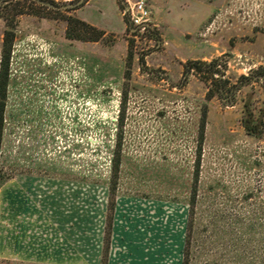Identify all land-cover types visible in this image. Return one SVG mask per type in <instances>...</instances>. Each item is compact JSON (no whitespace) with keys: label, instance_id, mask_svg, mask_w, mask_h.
Instances as JSON below:
<instances>
[{"label":"rangeland","instance_id":"rangeland-1","mask_svg":"<svg viewBox=\"0 0 264 264\" xmlns=\"http://www.w3.org/2000/svg\"><path fill=\"white\" fill-rule=\"evenodd\" d=\"M132 1L88 0L60 9L105 30L99 42L72 44L61 19L17 18L13 44L43 39L79 59L77 66L84 68L79 61L85 58L91 125L71 136L43 123L27 129L22 112L9 118L5 110L0 264H264V136L248 135L241 124L248 92L264 108V85L243 86L226 105L206 101V85L193 72L183 75L191 57L217 48L225 52L206 61L226 62L232 82L264 67V0H171L181 16L177 29L186 32L153 25L152 35L136 36L123 15ZM150 4L152 19L154 0ZM4 29L0 17V59ZM218 34L223 48L201 47V39ZM10 84L18 110L27 91L20 80Z\"/></svg>","mask_w":264,"mask_h":264},{"label":"built area","instance_id":"built-area-1","mask_svg":"<svg viewBox=\"0 0 264 264\" xmlns=\"http://www.w3.org/2000/svg\"><path fill=\"white\" fill-rule=\"evenodd\" d=\"M151 14L150 0H133L123 12L136 34H144L152 26ZM58 51V43L43 39L25 37L13 44L9 56L6 113L12 118L14 113L22 112L24 128H40L44 124L67 131L71 136L70 131L91 125L87 115L91 110L90 69L85 58L79 61L82 68L76 64L77 58L66 57ZM12 80H20L27 91L24 98L27 100L21 101L18 110L10 99V94H15L10 84Z\"/></svg>","mask_w":264,"mask_h":264},{"label":"trees","instance_id":"trees-1","mask_svg":"<svg viewBox=\"0 0 264 264\" xmlns=\"http://www.w3.org/2000/svg\"><path fill=\"white\" fill-rule=\"evenodd\" d=\"M45 1V0H43ZM88 0H85V3ZM56 4L54 1H49ZM83 3L82 5H84ZM37 5L42 9L49 10L50 15L41 13L34 6ZM80 5L79 7H81ZM79 7L66 9V11L75 10ZM24 14H31L40 18H51L55 20H63L66 22V29L64 36L67 40L74 42H99L105 39L107 32L100 29L85 20H82L74 15H66L63 10L57 8H50L46 5L39 4L35 0H0V17L5 23V29L3 32V41L1 46V59H0V151L3 139V126L5 119V110L7 102V88L9 84V56L13 41L15 38L16 20L19 16ZM126 19H128L126 17ZM129 21V20H128ZM134 28L130 24V30ZM151 26L147 28L146 34L152 35ZM134 34H136L134 32ZM132 63V53L129 51L127 56V67H130ZM183 75L187 77L191 72L197 75L202 80L207 88L205 100L210 101L213 98H218L221 102H227L229 105H233L236 100V96L243 86L252 85L255 80H260L264 85V67H259L254 71H251L248 75H240L235 82H232L226 77L227 64L222 61L221 58H214L210 61L201 59H191L183 65ZM125 78H129V71H125ZM254 91L251 90L246 94L243 101L241 124L245 132L257 138L264 136V108L258 109L254 103ZM202 125L207 116V104L205 103L202 108ZM120 142L117 145L116 155L113 166V184L116 183L118 177V170L120 165ZM5 181L0 170V186ZM114 190V186L112 187ZM194 204L192 203L188 209L189 212V225L187 227V235L190 236L192 228V218L194 215ZM187 261L184 262L186 264Z\"/></svg>","mask_w":264,"mask_h":264},{"label":"crops","instance_id":"crops-1","mask_svg":"<svg viewBox=\"0 0 264 264\" xmlns=\"http://www.w3.org/2000/svg\"><path fill=\"white\" fill-rule=\"evenodd\" d=\"M155 4H154V16L152 17L151 21H152V26H159V27H163L166 29V32L168 33H185V30H179L177 28L181 27V22H180V18L181 16H179L177 18L176 15H174V13L172 12V6H171V0H154ZM151 5V4H150ZM214 11H212L211 13H209V15L203 19V21H201V24H199L198 29L202 26V24L205 22V20L210 16V14H212ZM188 33V32H187ZM222 35V34H221ZM225 35V34H224ZM226 36L223 39V42L226 41ZM221 42V40H219V34L217 36H214L213 38L209 39V40H204L201 39L200 40V45L202 48H223L222 46H218ZM72 44H74L72 42ZM225 49H223L222 51H219V49L217 48L216 50H214V52H206L204 51L201 55L199 56H194L191 57L193 59H202V60H209L211 58H213L214 56H217L218 54H222ZM45 264V263H42Z\"/></svg>","mask_w":264,"mask_h":264},{"label":"water","instance_id":"water-1","mask_svg":"<svg viewBox=\"0 0 264 264\" xmlns=\"http://www.w3.org/2000/svg\"><path fill=\"white\" fill-rule=\"evenodd\" d=\"M43 5H46V6H49V7H52V8H57V9H67V8H72V7H75L77 4H66V5H63V6H58V5H55L53 3H50V2H46V1H43V0H35Z\"/></svg>","mask_w":264,"mask_h":264}]
</instances>
